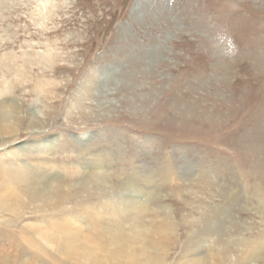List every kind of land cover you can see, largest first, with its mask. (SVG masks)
Listing matches in <instances>:
<instances>
[{
  "label": "rangeland",
  "instance_id": "rangeland-1",
  "mask_svg": "<svg viewBox=\"0 0 264 264\" xmlns=\"http://www.w3.org/2000/svg\"><path fill=\"white\" fill-rule=\"evenodd\" d=\"M43 1L0 0V168L54 164L68 192L30 220L147 188L177 264L234 196L208 243L235 260L264 232V0H52L39 16Z\"/></svg>",
  "mask_w": 264,
  "mask_h": 264
},
{
  "label": "bare ground",
  "instance_id": "bare-ground-1",
  "mask_svg": "<svg viewBox=\"0 0 264 264\" xmlns=\"http://www.w3.org/2000/svg\"><path fill=\"white\" fill-rule=\"evenodd\" d=\"M51 7L52 0L43 1L39 16L51 13ZM2 115L1 120L7 122V132H10L11 114L5 109ZM23 146L13 147L12 151L17 152ZM48 148L46 146L44 150ZM54 166L36 161L23 167L0 168V264H112V260L116 264H165L161 249L166 250L176 222L166 213L157 222L161 226L154 228V223L152 227L151 219L149 227V220L143 217L150 212L144 198H150L152 191L147 188H132L129 193L116 197L104 192L100 202L79 203V211L52 216L46 221L30 220L34 213L61 208V203L67 199L68 192L62 190L64 186ZM80 194L78 192L76 196ZM156 196L153 195L151 200ZM237 199L229 196L227 205ZM227 205L219 204L212 210H205L204 226L198 235L197 232L190 234L193 242L187 245L177 264H257L263 259L264 232L246 241L238 257L230 263H227L229 245L227 250L216 252L215 256L220 260L214 258L213 247L208 242L212 237L221 236V218L230 213ZM18 226L20 228L15 230ZM223 243L230 242L221 240L218 247ZM19 251L23 256L19 255L21 258L17 259L14 253Z\"/></svg>",
  "mask_w": 264,
  "mask_h": 264
}]
</instances>
